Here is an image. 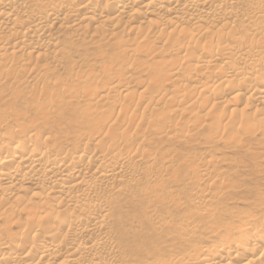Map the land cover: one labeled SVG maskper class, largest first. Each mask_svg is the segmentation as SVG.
<instances>
[{"label":"bare ground","instance_id":"6f19581e","mask_svg":"<svg viewBox=\"0 0 264 264\" xmlns=\"http://www.w3.org/2000/svg\"><path fill=\"white\" fill-rule=\"evenodd\" d=\"M221 146L264 162V0H0V264H264Z\"/></svg>","mask_w":264,"mask_h":264},{"label":"rangeland","instance_id":"374dc122","mask_svg":"<svg viewBox=\"0 0 264 264\" xmlns=\"http://www.w3.org/2000/svg\"><path fill=\"white\" fill-rule=\"evenodd\" d=\"M202 142H201V140L199 141V139H197L195 141H192V144L190 143V145L185 146V150L182 147H180V148L184 152H187V153L188 152L196 153L202 149V145H200V143H202ZM172 147L179 149V145L177 144V142L173 143ZM222 148L223 147L221 146L220 152H221L222 157L223 156L229 157V158L232 157L233 159L240 158L242 160L241 165L239 166V168H237V172L240 176L238 179V182L241 184L242 183L245 184L244 185L245 188L243 190L247 189V187H255L257 182L254 179V176L252 175V170L256 171L257 169L263 168L264 162H261V160H258V159H253V156L251 154L241 153L240 151L235 152V151H230V150H229L230 153H228L227 149L224 148L225 149L224 150ZM232 152L233 153L235 152V153L233 154ZM240 159H238V160H240ZM231 168H233V166ZM246 191L247 190L237 192L233 195V197H231L229 200H227V202L225 204V205H227V208L230 209L231 211H241V210L247 209L248 203H250L251 201H254L256 199V195L250 196V195H248V193H246ZM261 192L264 193V190H262Z\"/></svg>","mask_w":264,"mask_h":264}]
</instances>
